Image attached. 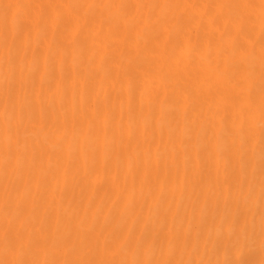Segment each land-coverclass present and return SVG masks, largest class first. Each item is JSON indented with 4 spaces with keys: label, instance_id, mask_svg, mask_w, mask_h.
<instances>
[{
    "label": "bare ground",
    "instance_id": "obj_1",
    "mask_svg": "<svg viewBox=\"0 0 264 264\" xmlns=\"http://www.w3.org/2000/svg\"><path fill=\"white\" fill-rule=\"evenodd\" d=\"M105 1L106 11L104 8V12H99L103 14L100 18L105 16V24L101 21L98 26L102 31H117V37L125 33L136 36L133 24L127 25L123 17L130 5L143 13L162 9L169 12L170 6H175L177 11L170 9L169 13L170 17L174 16L171 17L173 22L178 19V10L185 9L187 13L183 11V19H189L188 23L194 19L190 29L202 30L201 54L170 58L177 43L187 45L195 41L196 36L186 29L151 31L153 33L146 37L145 45L138 51L131 47L130 39L120 43L116 37H98V26L87 25L88 22L85 27L78 21L73 28H64L69 18L92 19L93 0H26L29 9L23 18L12 5L0 0V99L3 101L0 109V256L5 255L4 258H12L19 264H53V259L57 258L56 264H63L64 258L69 264H166L170 258L173 264H198L200 260L192 256L193 247L204 253L205 248L211 251L218 245L219 249L230 252L242 238L252 242V233L258 232L260 238L264 237V127L257 128L256 116L257 109L264 114V0H222L237 9L238 14L233 16L239 15L235 19H243L246 25L242 29L234 23L236 26L231 28L234 36L232 39L227 36L230 40L225 38V44L221 42L226 41L220 33L224 29L222 20L216 23L203 18L202 23L199 20L200 26L196 23L197 16L205 15L202 4L208 0H174L168 9L159 0H120L117 5ZM197 4L202 8L198 9ZM44 8L53 11L48 19L44 18ZM248 14L253 17L248 18ZM4 18H8L6 26L2 24ZM186 24L183 26L188 27ZM51 26L59 28L58 38H54V30H46ZM40 31L45 33L42 38H39ZM38 42L45 46L44 53L53 54V60L35 66L32 58ZM209 42L222 47L211 62L206 61L204 54ZM83 45L85 49H79ZM165 46H169L167 51ZM146 49L149 51L145 52ZM156 68L167 70L165 80L169 86L162 94V106L139 103L137 110L131 112L128 110L131 87L126 83L118 92L119 101L109 100L105 83L115 76H111L112 72L122 70L120 76L126 79L146 71L144 76L150 80L148 71ZM173 69L180 70L181 83L170 79ZM211 72L226 73L229 78L236 79L227 85L224 79L220 80L211 89L215 96L219 93L227 96L220 103V115L207 103L208 88H202L200 93L191 89L195 84L201 85L203 75ZM63 73H69L66 81L62 80ZM88 78L92 80L90 87L85 85ZM62 88L67 91L64 97L47 94ZM24 93L36 95L27 111L30 117L25 119V114H21L23 103L27 101ZM237 96L243 98L233 103ZM45 118L54 128L49 133L39 129ZM19 121L21 126L29 124L39 129L34 140H26L24 148L15 145L16 138L20 139L19 127L15 125ZM186 138L188 144L183 149ZM230 138H236L238 144L223 143ZM161 144L159 154L150 150ZM205 152L212 153L215 171L233 173L231 176L222 174L205 190L210 198V212L206 211L205 202L193 206L194 212L192 208L188 210L185 200L175 201L172 206L173 197L170 193H162V188L146 197L134 195V200L132 196H123L117 203L104 198L100 190L98 177L105 173L111 175L105 190L116 194L118 183L133 181V175L123 173L128 169H136L145 176L148 169L167 168L173 172V180L180 181L182 175L175 172L176 165L184 167L192 162L195 166L189 167L190 171H198L196 156ZM64 166H68L67 172L62 170ZM115 175L120 176L118 183ZM76 178L77 188L73 186ZM28 182L33 184L32 190L22 196L23 199H19L21 196L14 199V211L4 213L3 196L9 186L26 188ZM40 182L47 189L45 209L55 207L53 217L39 216L36 212L33 193ZM188 187L186 192L190 196L192 190ZM229 187L235 192L233 198L218 199L216 192ZM74 191L83 196L84 203L82 198L80 201L76 198L77 209H66L62 199H69ZM138 192L136 195L141 194ZM16 205L21 208H15ZM140 213L150 218L144 216L147 220L137 224ZM192 213L206 216L208 223L217 222L228 229L235 217H239L241 221L235 238L226 243L213 237L211 241L206 240L205 245L198 243V233H191L189 229ZM78 221L82 223L77 224ZM107 236L111 237L105 249L103 244ZM189 237L193 244L185 247ZM93 248H97L96 251ZM250 254L245 264L256 261L257 258ZM55 256L57 258H53Z\"/></svg>",
    "mask_w": 264,
    "mask_h": 264
},
{
    "label": "rangeland",
    "instance_id": "obj_2",
    "mask_svg": "<svg viewBox=\"0 0 264 264\" xmlns=\"http://www.w3.org/2000/svg\"><path fill=\"white\" fill-rule=\"evenodd\" d=\"M1 1H3V4L12 5V7L15 9V11H17V13L20 14L22 18L27 14V11L29 9V4L26 3V0L25 1L24 0H1ZM62 1H65V0H62ZM93 1L95 2V6H94L95 8L93 7V9L91 10V12H92L91 18L92 19L86 20V19L79 18V20H76L75 18H69V20L65 24L66 26L64 28L71 29L75 25H77L78 21H79V23H81V25H84V27L87 26L88 24H91V25L93 24L94 26L97 27L99 22H101L103 20L105 21V16H104V19L100 18L103 16V14L99 13V12L101 10H103V12H104V8L106 11V9L108 7L106 1L105 0H93ZM104 1H105V5L102 6L104 4ZM109 1L112 4L117 5L118 4L117 2H119L120 0H109ZM143 1H146V0H143ZM159 2H162V5L164 4L163 6L166 9L167 7L170 6V4L173 5L174 0H159ZM175 5H177V4H175ZM202 6H205L203 8L204 9L203 12L205 13V15H201V17L196 15L197 16V18H196L197 22L196 23H198V26H200V24L203 22V18L204 19L209 18L211 20H215V22L216 21L219 22V20H222L224 29H223V31L221 30L222 32H220V31L219 32L222 33L224 40L228 39V41H229L230 38L231 39L233 38L234 34L232 35L233 32H232L231 28L235 27L236 24H239V26H241L242 29L246 28L245 21L243 19L240 20L242 23L239 20L235 19V17L236 18L239 17V15H236V14H238L237 9L233 8L234 6L230 7L227 2H224L222 0H208L207 3L202 4ZM202 6L197 4L196 7L199 9V8H202ZM128 7L126 8L128 12L126 11V14H124L125 16H123V17H124V20H126V24L128 23L130 26L133 24L132 26L135 27V29H134L135 33H136L135 37H132L129 33L128 34L125 33L121 37H117L118 36L117 31H115V30L105 31V29L102 31V27H100V25L96 28V32L98 34L97 36L98 37L104 36V37H110V38L116 37V40L120 43H121V41H122V43L129 42V39H130L129 44H131V47L136 48L138 51H140V48L143 45H145V43H146V41H145L146 37H148V35L150 36L153 33L151 31H156V29L157 30L160 29L162 31L170 30L172 32H176V30H177L179 32L180 29L181 30L186 29V32L189 31V33L191 32L190 34H193V36H196L195 41H192V43H188L187 45L185 43H181V42L177 43L175 48H174L175 52L173 51L169 55V56L172 55L170 58L178 57V55H185V54H191V53L192 54H201V45L199 44V42H200L199 38L202 35V30L200 28L195 30V27L190 29V27H191L190 22L193 21L194 19L192 18L193 20H190L189 23L187 22V21H189V19H188L189 17L187 18L188 19L187 21H186V18L183 19L182 14L184 16V12H186L185 9L182 8L181 10H178L179 11L178 12L179 13L178 19L175 20L176 22L174 21L175 22L174 23L172 21L173 19L171 20V17H174V16H172V14H171V17H170L169 13L171 12L170 9L171 10L175 9L177 11L175 6L173 8H171V6H170L169 12H168V10L164 11L162 9L160 12L154 11V12H148V13H143L141 10L134 9L133 8L134 6L132 7L131 5H130L131 9H130V7L129 8ZM132 8H133V10H132ZM198 9H197V11L201 12V10H198ZM227 10H228V12L226 13ZM136 11H138V12H136ZM229 11H231V13L233 11L234 12L232 14H230ZM52 12H53L52 9L47 10L46 8H44V10H43L44 18H46V19L50 18L52 16ZM203 12H201V14ZM234 13H236L235 16H233ZM99 15H100V17H99ZM146 15H147V18L145 17ZM167 16H169L170 18ZM196 16H193V17H196ZM251 17H253V16L251 14H248V18H251ZM168 18H169V21L167 20ZM200 19H201V23H199ZM223 19L227 20L226 23H225V20H223ZM7 21H8V18L7 19L4 18V20L2 19V24L4 26H6ZM104 21L101 23L105 24ZM184 21H185V24L186 23L188 24V25L186 24V26H188V27L183 26V25H185ZM218 22H216V23H218ZM86 23H87V25H86ZM234 23H236V24H234ZM147 24H148V26H147ZM233 24H234V26H233ZM173 26H174V28H173ZM172 28H173V30H172ZM30 30L33 31V28H31ZM46 30L50 31V32L54 30L53 31V32H55L54 38H58V35L60 33L59 28H57L56 26H51L49 28H46ZM259 30H261L260 33H262L263 29L260 28ZM40 32H41L42 36H39V38L44 37L45 33L43 31H40ZM53 32H52V34H53ZM227 36L230 38H227ZM0 38H2V37H0ZM182 42H184V41H182ZM221 42L225 44V43H227V40L224 42L223 41H221ZM13 44L17 45V41H16V44L15 43H13ZM218 45H216V44L214 45L211 42L208 43L206 49L204 50V54H205V56H207V60H206L207 62H211L214 55L219 53V51L222 50V47L218 46ZM84 47L85 46L83 45L79 49H81V48L85 49ZM168 47L165 46L164 50L167 51ZM44 48H45V46L42 45V43L40 44L38 42L35 44V48H34L35 52H34V56L32 58V64L33 65L39 66V65H43L45 63L47 64V63L51 62V60H53V54L50 52L44 53ZM144 51L145 50H143V52ZM148 51L149 50L146 49L145 52H148ZM12 66L16 67L15 64H13ZM119 71H116V73L112 72L111 76L115 75L116 77L115 76H114L115 78L112 77V79L107 82L109 84L105 83L106 84L105 87L108 90V98L111 102H118L119 101L120 97H118L119 96L118 92H119V90H121L120 88L126 83L125 85L130 84V87H131V90H130L129 96H128V98H129V103H128L129 109L128 110H130L131 112H134L135 110H137V106L139 103L150 104V105H153L154 107L162 106V104L164 103V102H162V101H164L162 98V94L164 91L167 90V88L169 86V83L165 80V76H166L165 71H167L165 68H156V69H151L150 71H148V74L152 77L150 80H146V78L144 76V73L146 71L142 72L138 76H137V74H133L135 76L129 75L126 79H122V77H121L123 74L122 70H119ZM120 73H122L121 76H120ZM168 73H169V71H168ZM169 76H170V79H172L173 81L181 83V74H180L179 69L171 70V72L169 73ZM69 77H70L69 73H63V77H62L63 79L62 80L66 81L67 79H69ZM77 77H79V75ZM215 77H216V79L217 78L218 79L216 80ZM223 79L225 81L223 83L224 84L226 83V85H227L228 83H230V80L233 81L234 78H229V76H227L226 73L223 75L219 72H216V73L211 72V74H209V75L208 74L203 75V79H202L203 82L201 81L202 86L199 84H195L196 86L191 88L192 90L194 89L195 91H197V93H200L202 91V88H204V87L209 89V91H208L209 93L207 95L208 96V102L207 103H208V105L211 106V109H213L217 115L221 114V110L219 109V106H220L221 102H223L227 99V96H225V94L223 95L222 93H219V94H217V96H215L216 94L214 95V92H212L211 89L215 88L216 87L215 84L217 85V83H219L220 80H223ZM235 80L236 79H234V81ZM88 84H89V87L92 86V80L90 78L85 80L86 87L88 86ZM54 92L55 91H49V92H47V94L49 93L51 96H53V94H54L55 96L57 95V97H59V96L64 97L66 95L67 91L65 90V88L64 89L62 88V90H59L55 93ZM42 94L43 93L40 92V95H42ZM34 95L35 94H33V93H26L25 94L27 101H26V103H23V106H22V108L24 107V110L22 109L23 111L21 112V114H25V115H23V116H25V117H23V119L30 117V115L27 114V111H28L30 104L33 101ZM241 97L242 96L235 97L233 103H239V101H241V99L243 98V97L242 98ZM1 102H3L2 99H0V109L3 108ZM263 115L264 114H263L262 110L257 109V111H256V116L258 117L257 128H263L264 127ZM46 118L50 119L47 116H46ZM46 118H45V120H43V125L41 126L42 128H39V129L44 133H49L54 128L52 126H50V122H49V120H46ZM260 118H262V119H260ZM15 125L19 127V133H20V139L16 138L15 145L19 146L20 148H24L27 139L34 140L35 136L38 135L39 129L36 127L31 128L29 126V124H26V125L23 124L21 126L20 121L16 122ZM6 126H7V128H10V124L6 125ZM77 137H78V135H77ZM9 138L11 139V136H9ZM150 139H153V134H150ZM188 140L189 139H187L186 143L183 144V149H185V146H187L186 144H188ZM169 142L172 143V141L170 139H169ZM59 143L63 144L62 142H59ZM223 143H226V144L228 143L232 146L238 144L236 138H230V140H227V142L224 141ZM162 147H163V144H161L157 148L155 146H152V147H150V150H156L157 153L159 154ZM245 150L243 149V151H245ZM35 152H36V150L33 148V153H35ZM211 155H212V153H211ZM211 155L208 154L207 152H205V153H200L196 156L195 161L198 162V165H199L198 171H194V172L190 171V168L195 166L192 162L187 163L186 165H184V167L176 165V171L175 172L178 174V176L182 175L181 176L182 179L180 181L177 179H176V181L173 180V177H172L173 172L171 173V171H169V169L159 168L157 171L156 170L150 171L151 169L150 170L148 169V174L145 176H143L139 172H137L136 169L125 170V172H123L124 174L133 175V177H132L133 181H131V182L127 181L125 183H121L120 185L117 182L120 176L115 175L114 176L115 181L118 183L117 184L118 185V189H117L118 192L116 194L108 193V191L105 190V188H104V186L108 182L111 175H107L105 173H102L98 177V180H99L98 183L101 187L100 190L103 191V197L106 199H109V200L112 199V201H114L116 203L120 202L119 200H122L123 196H128V197L132 196V199L134 200V195L137 198L146 197V196L151 195L153 191H157V190H159V188H162L163 189L162 193H168V194L170 193V196L173 197V199H171V202H170V204H172V206H175V204H176L175 201L185 200L186 203H188V210H190L189 208H192L191 210H192V212H194L193 206H196L200 203L205 202L206 211L210 212L211 211L210 200H209L210 198H209L208 192H206L205 190H207L208 186H212V184L215 180L218 181V178L222 174L223 175L229 174L227 176L233 175V173H231V172L219 173V172L215 171L213 169V167L216 165H215V161L213 159V156L211 159ZM156 159H158V161H160L161 158L159 155H157ZM67 169H68V166H64L62 170H64V171L66 170V172H67ZM72 171H74V170H72ZM74 177H79V175H75ZM75 184L76 185L73 184V186L77 188L78 187L77 185L79 184L78 178L75 179ZM16 186H18V185H16ZM32 186H33V184L31 182H28V185L26 186V188H22V187L21 188L20 187L14 188L12 185L9 186V189L6 192L7 195L5 193L3 196V200H4V203L2 205V210H4L3 212L5 213V211H6V212L10 213L9 210L14 211V208H13L14 207L13 205L15 203L14 199H16L20 196L25 197V195H27L28 192L30 190H32L31 189ZM187 186H190L191 188L190 187H188V188L192 190V195H190V196H188L187 192H186ZM12 187H13V191H11L12 189H10ZM215 187H217V186H215ZM218 189L219 188H217V190ZM46 190L47 189L45 188V186H43V184L41 182L39 185H36L35 192L33 193L34 200H35V209H36V212L39 216H51V217H53L55 215V214H53V213H55L54 212L55 207L53 206L52 209L49 208L48 211L45 209V191ZM138 190L141 191V194L136 195V192H138ZM260 190H262V187L260 188ZM216 195H217L218 199L230 200L231 198H233V195H235V192H234V190L232 191V188H230V187L228 188V190L227 189L223 190L220 188L216 192ZM24 197L19 198V199H23ZM76 198L79 199V201L82 198V202L84 203L83 196L80 193H78L77 191H74L72 197H69V199L64 197L62 199V202H61L62 206L65 207L66 209H72V210L77 209V207L75 206V202H74V200ZM85 205H86V202H85ZM180 205H181V203L177 204V206H180ZM189 205H192V207H189ZM19 207H20V205L15 206V208H19ZM90 207H91V205H90ZM190 214H191V212H190ZM144 216H142V214L140 213L137 216V222L136 223L138 224L141 221L144 222L145 220H147L146 218H150L147 216H145L146 217L145 218ZM135 220H136V217H135ZM240 221H241V219L236 216L234 221L231 222L232 226L230 227V229H228V227L225 228V227H222L220 225H217V222L212 223V224L208 223L206 216H203V215L196 216L195 214H193V215H191V220L189 222V229L192 230L191 233L194 231H196L198 233V238H197L198 243L203 242L205 245L206 244L205 241L206 240L211 241L213 239V237L218 238L221 242L226 241V243H227V242H230L231 240H233L235 238V236H234L236 233L235 231H237V228H239L238 226L240 225ZM1 222L4 223L3 220ZM79 223H82V222L78 221L77 224H79ZM162 226L164 227V225H162ZM33 228H35V230L37 229L36 226ZM255 233H256L255 235L253 233L251 234L252 235V242L246 240L245 238H242L237 243H235L233 249H230L231 250L230 252H228L226 250L223 251V250L219 249L218 245L215 247L214 250H211V251H208L207 248H205L206 251L204 250L205 251L204 253L199 252L198 249L195 250V248L193 247V250H194V251L192 250L193 251L192 253L194 254V255L192 254L193 259L196 258L194 260H197V259L200 260L198 262V264H226V263L227 264H237V263L238 264L239 263L245 264V262L247 261L246 259L249 256V253H251L250 255H254L257 258L256 261L251 262V264L264 263V240H262V239H264V237L261 236V238H260V234H258V232H255ZM111 236H109V237L107 236V238L104 241L103 247L105 249H107L109 246V243H110L109 240H110ZM206 236H209V237L206 238ZM192 244H193V242H192V239L190 237L188 239H186L185 247H190ZM53 246H54V244H53ZM95 249H97V248H93V251H96ZM20 254H23V252H20ZM4 256L5 255H2V257L0 256V264H19V262H16V261L13 262V259L11 258V260L13 262L12 263L11 260L4 258ZM57 256H55L53 258H57ZM66 257H68V253H67ZM228 258H230V259H228ZM64 259L65 260H63V264H67V263L69 264V260L67 258H64ZM138 259H139V257H138ZM53 260H55L53 262V264H56L58 262V258H57V260L56 259H53ZM231 262H233V263H231ZM166 264H173V258L168 259ZM174 264H176V263H174ZM190 264H192V263H190Z\"/></svg>",
    "mask_w": 264,
    "mask_h": 264
}]
</instances>
